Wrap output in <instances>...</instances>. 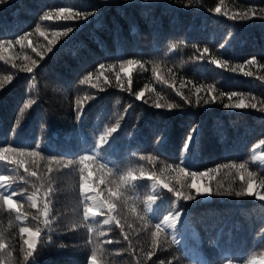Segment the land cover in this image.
Here are the masks:
<instances>
[{
	"label": "trees",
	"instance_id": "1",
	"mask_svg": "<svg viewBox=\"0 0 264 264\" xmlns=\"http://www.w3.org/2000/svg\"><path fill=\"white\" fill-rule=\"evenodd\" d=\"M26 67L33 71L21 70ZM240 101L256 107H225ZM170 104L179 107L169 109ZM193 128L195 139L184 153ZM102 136L107 141L99 145ZM261 140L264 0L0 5V148L31 151L40 143L41 153L27 157L23 166L11 162L19 159L11 152L0 153V176L10 178L0 182V191L19 203L17 209L0 201L5 245L0 264H92L94 247L95 264H259L264 261V200L257 195L264 194ZM82 156L90 158L84 175L91 172L88 182L96 189L83 195ZM129 172L120 195L110 197ZM249 182L253 194L236 197ZM193 184L209 191L197 193ZM169 188L195 198L185 201ZM97 192L115 204L107 225V209L83 218L85 195ZM151 193L159 199L146 223L142 217ZM174 201L182 218L153 237ZM22 227L40 232L27 260Z\"/></svg>",
	"mask_w": 264,
	"mask_h": 264
},
{
	"label": "snow or ice",
	"instance_id": "2",
	"mask_svg": "<svg viewBox=\"0 0 264 264\" xmlns=\"http://www.w3.org/2000/svg\"><path fill=\"white\" fill-rule=\"evenodd\" d=\"M7 2H8V0H0V5H4ZM217 11H219V9H217ZM145 15L147 16V13ZM240 18L241 19H247V15H242ZM149 23L154 24L155 21L153 19H150ZM71 30L72 29H70V28L68 29V31H71ZM17 42H19V41H17ZM220 47L223 48L224 45L221 44ZM204 51L207 52L208 50L205 49ZM133 62L134 61H132V60L127 61L128 64H132ZM214 62L218 63V64L220 63L219 61H214ZM250 62H255V57H253L252 61H250ZM35 63L36 62L33 61V65H35ZM100 67L103 68L104 65H100ZM121 67H123V64L121 65ZM21 70L31 73L33 71V68L32 67H26V68L21 69ZM249 74L250 73H245V75H249ZM9 79H10V77H9ZM80 83L83 84L84 81L81 80ZM231 95H236V94L232 93ZM205 103H207V101H205ZM156 107H161V105L158 104V105H156ZM173 107H179V105H175V106L171 105V104L168 105L169 109H171ZM225 107L226 108H236V109L245 108V107L255 108L256 104L253 103L251 105H246L243 101H240L239 103H236V104H231V105L226 104ZM76 118L78 120L81 119V113H80L79 107L77 109V117ZM111 131L115 132L116 129L113 128ZM196 132H197V129L193 128L192 131L188 133L187 138L184 140V144L182 145V147L184 149V153H185L186 148L188 146H190L192 144L193 140L195 139V136H196L195 133ZM106 141L107 140L105 139V137L102 136L100 141H98V144L101 145V143H105ZM260 144L264 145V140H261ZM39 148H40V143H36L35 149H33L31 151H27L23 147L11 148V149L0 148V153L11 152L12 155H16L19 157L18 160L11 161V162L18 163L20 166H23L27 157H39L41 155V153L39 151H37ZM0 159H4V157L0 156ZM51 159L55 160L56 158H51ZM89 160H90V158L88 156L80 157V163L84 164V167L80 169V185H79V187H80V192L82 195L85 194L86 189H90L91 191H96L94 185L89 184V182H88L89 177L91 176V172H89L88 176L84 175L85 170L89 166L88 164H86L84 162L89 161ZM260 162L264 163V157L260 158ZM33 163H35V161H33ZM73 163H74L73 161H68L69 165L73 164ZM182 163H183V160H182ZM65 166H68V165H65ZM175 167L178 168L180 172H184V170H185V167H181L179 164L175 165ZM238 167L240 169H244L245 165L240 164ZM25 171L27 172L28 169L26 168ZM30 175L33 177H36L37 173L35 171H32L30 173ZM191 175L193 177H196L197 175H203V174L198 173V172H192ZM252 175H254V173H249V177H251ZM131 176H132L131 172H129L127 174V176H123V175L120 176L119 182L116 184V188L112 189L110 191L109 196L110 197L119 196L120 192L118 190L120 189L121 185L126 184L128 182V179ZM9 179L10 178L7 176H0V182L8 181ZM81 184H83V191L81 190ZM261 184L264 185V181H262ZM164 187H168V185L165 184ZM191 187H195L197 193L209 191L208 188L201 189L199 187H196L194 184L191 185ZM169 191L173 192L178 198H182L185 201H190V200H193L195 198V196H193L191 194H184L180 191H177L175 188H169ZM216 194H218V195H233L232 192H227V193L217 192ZM246 194L247 195L253 194V184L251 182L248 183L247 188H245L243 191H236L234 193V195L236 197H241V196H244ZM257 195H259L261 200H264V194L257 193ZM148 197H151V199H149ZM158 199H159V193H151L147 196L146 204H145V208H144V212H145L146 216L142 217V219L146 220V223H147V213H149V211L152 209L154 202L157 201ZM28 200L31 201V206L33 208L37 207L35 195L28 196ZM0 201H2L3 204H5V205H9L10 208L11 207H15L17 209L19 208V203L14 204L10 195L5 193V192H2V191H0ZM88 201H92V203L89 204ZM82 203L84 205L83 206V218H84V220L90 218V214H92V216H95L99 212H102L104 209H107V213H108V219L104 220V224L107 225L114 219L113 212L115 209V204L112 202L111 199H105V198L100 197V194L98 192H97L96 196L85 195V199L82 201ZM47 207H48L47 204H45L44 205V208H45L44 214L45 215H47ZM182 216H183L182 211L176 207V202L174 201L172 210L169 211L167 215L163 216V220L160 223H157L155 225L156 231L152 232V236L153 237L158 236L161 232L164 231L165 227L172 229L173 226L178 223V218H182ZM45 223H47V221H45ZM88 231H89V233L92 232L91 227L88 229ZM20 232L21 233H27V238L24 240V243L28 247V251H27L26 257H25V259L27 260L28 258H31L34 255V250L37 248V237L40 236V232H39V230L31 231L30 229L23 228V227L20 228ZM29 233H32L34 235L30 237ZM101 235H103V233H101ZM154 243H155V241H154ZM172 243H176V240L174 238H172ZM29 244H31V247H29ZM4 248H5V245L3 243H0V250H3ZM97 253H98V249L94 247L93 251H92V256L89 258L90 260H92V264H93V261H96ZM151 255H152V253H149V256H151ZM228 264H232V261H228Z\"/></svg>",
	"mask_w": 264,
	"mask_h": 264
},
{
	"label": "clouds",
	"instance_id": "3",
	"mask_svg": "<svg viewBox=\"0 0 264 264\" xmlns=\"http://www.w3.org/2000/svg\"><path fill=\"white\" fill-rule=\"evenodd\" d=\"M0 156H2V155H0ZM81 190L83 191V184H81ZM148 198L151 199V197H148ZM121 208H123V203H121ZM33 235L34 234L29 233L30 237L33 236ZM29 247H31V244H29ZM93 264H95V261H93ZM259 264H264V261L259 262Z\"/></svg>",
	"mask_w": 264,
	"mask_h": 264
},
{
	"label": "rangeland",
	"instance_id": "4",
	"mask_svg": "<svg viewBox=\"0 0 264 264\" xmlns=\"http://www.w3.org/2000/svg\"><path fill=\"white\" fill-rule=\"evenodd\" d=\"M157 38V37H156ZM72 237V236H71ZM71 237H68L69 240H71Z\"/></svg>",
	"mask_w": 264,
	"mask_h": 264
}]
</instances>
